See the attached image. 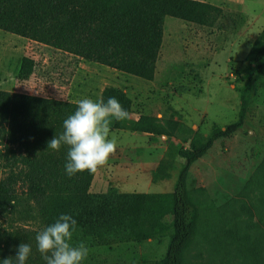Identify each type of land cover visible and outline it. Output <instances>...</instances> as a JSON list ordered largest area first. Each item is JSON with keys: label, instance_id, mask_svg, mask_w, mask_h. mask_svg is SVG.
Instances as JSON below:
<instances>
[{"label": "trees", "instance_id": "1", "mask_svg": "<svg viewBox=\"0 0 264 264\" xmlns=\"http://www.w3.org/2000/svg\"><path fill=\"white\" fill-rule=\"evenodd\" d=\"M232 13H228L231 15ZM212 26L227 16L202 0H0V29L78 58L153 81L164 42L166 17ZM238 119L209 134L181 120L166 126L152 115L131 117L132 100L108 85L98 105L0 88V264H69L63 249L131 239L168 237L156 264H186V252L203 223L201 206L187 187L191 166L220 138L246 122L264 75V28L246 55ZM37 63L23 59L17 78L29 79ZM116 111L114 128L168 136L181 132L188 147L171 192H93L96 169L85 143L97 109ZM173 145V144H172ZM167 158L155 176L167 178ZM38 223L41 232L25 224ZM245 264H264V248Z\"/></svg>", "mask_w": 264, "mask_h": 264}, {"label": "rangeland", "instance_id": "2", "mask_svg": "<svg viewBox=\"0 0 264 264\" xmlns=\"http://www.w3.org/2000/svg\"><path fill=\"white\" fill-rule=\"evenodd\" d=\"M202 1L222 7L227 16L212 26L167 16L153 81L0 29V86L98 105L104 88L112 85L131 98L134 119L152 115L165 126L181 120L209 134L238 119L248 66L245 58L264 25V0ZM25 57L37 66L29 79L21 81L17 73ZM115 116L114 110L98 108L85 143L88 161L100 170L98 180L106 179L105 187L96 184L92 191L109 186L120 192L173 191L183 163L177 149L190 144L183 138L186 134L117 129ZM163 158L169 161L165 166L170 176L157 178ZM3 176L0 168V179ZM187 187L199 201L204 220L186 252V264H245L252 250L264 248V75L244 126L218 138L191 166ZM0 223L6 220L0 218ZM25 226L42 230L32 220ZM167 244L168 237L91 240L63 252L69 264H156Z\"/></svg>", "mask_w": 264, "mask_h": 264}, {"label": "crops", "instance_id": "3", "mask_svg": "<svg viewBox=\"0 0 264 264\" xmlns=\"http://www.w3.org/2000/svg\"><path fill=\"white\" fill-rule=\"evenodd\" d=\"M264 28V25H263V27H262V29ZM262 29L260 30V31H262ZM250 45H252V43L250 44ZM0 88H2L1 86H0ZM2 89H5V88H2ZM6 90V89H5ZM88 159V158H87ZM90 163V162H89ZM91 165V164H90ZM103 165H104V163H103ZM93 166V165H92ZM94 167V166H93ZM95 169H96V174H95V177H94V179H93V182H92V185H91V190L96 186V184L98 185V186H100L101 184H103L104 185V187H105V182H106V179L105 178H103L101 181H99L98 180V178H99V173H100V170H98L96 167H94ZM104 169V168H103ZM104 174V173H103ZM104 177V176H103ZM109 183H111V181L109 182ZM111 185V184H110ZM110 187V186H109ZM108 189V188H107ZM106 191V190H105ZM93 192H104V191H100V190H97V191H93Z\"/></svg>", "mask_w": 264, "mask_h": 264}]
</instances>
